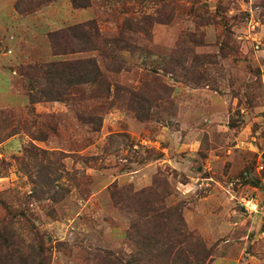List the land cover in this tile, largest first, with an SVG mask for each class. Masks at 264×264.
I'll use <instances>...</instances> for the list:
<instances>
[{
    "label": "rangeland",
    "instance_id": "obj_1",
    "mask_svg": "<svg viewBox=\"0 0 264 264\" xmlns=\"http://www.w3.org/2000/svg\"><path fill=\"white\" fill-rule=\"evenodd\" d=\"M88 58L102 83L33 100ZM143 190L199 264H264V0H0V264L127 261Z\"/></svg>",
    "mask_w": 264,
    "mask_h": 264
},
{
    "label": "trees",
    "instance_id": "obj_2",
    "mask_svg": "<svg viewBox=\"0 0 264 264\" xmlns=\"http://www.w3.org/2000/svg\"><path fill=\"white\" fill-rule=\"evenodd\" d=\"M91 22L72 26L56 33L58 37L54 42V47L57 51L77 52L96 47V34L88 30L94 26ZM65 37L68 38V46L59 49L61 40ZM61 64L63 63H52L44 70L43 77L48 83L46 86L48 90L41 89V96L33 99L34 101L59 100L62 95H66L68 90L70 91L78 84L94 82L98 86L102 83L103 76L93 58L67 61L63 65L64 69L59 72L57 69ZM159 197H161L159 193L144 190L128 196V201L140 206V213L138 219L132 223V230L127 232L128 240L134 246L135 252L127 261H121L120 264H199L203 260L201 254H204L200 250L199 239L194 240V237H190L188 240H182L184 233H181L180 223L157 216L153 207L145 210L144 214L141 213L142 208L145 209L150 204L162 202V197L160 199ZM167 230H172L177 237L182 235L178 243L175 242L176 237L172 236V232ZM186 250L191 253L186 255Z\"/></svg>",
    "mask_w": 264,
    "mask_h": 264
}]
</instances>
